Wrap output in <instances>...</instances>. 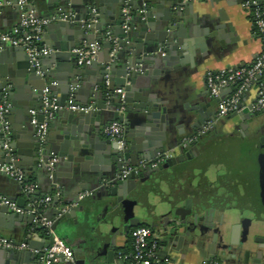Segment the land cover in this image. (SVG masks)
I'll list each match as a JSON object with an SVG mask.
<instances>
[{
  "label": "water",
  "instance_id": "obj_1",
  "mask_svg": "<svg viewBox=\"0 0 264 264\" xmlns=\"http://www.w3.org/2000/svg\"><path fill=\"white\" fill-rule=\"evenodd\" d=\"M195 1L200 0H33L38 8L39 16L42 17H58L66 13H75L72 20L55 19L45 25V29L52 27L62 29L72 21L70 24L75 28L72 35L65 36L63 39L50 38L52 39L50 41L46 35L44 36L45 46L53 50L46 55L48 59L52 60L55 57L62 61L67 60L72 49L80 46L82 41L94 42L93 33L96 30L102 31L107 26L112 37L116 38L119 48L114 59L110 61L111 42L105 41L103 45L107 49V57L101 66H98L96 60L93 59L90 64H73L74 68L63 73H61L63 65L57 64L55 69H50L42 56L40 57L42 74H38L36 68L30 64L24 47L0 42L3 54L13 57L14 61V64L6 67L0 74V102L5 99L10 104V113L20 109L25 124L31 122V109L38 110L33 116L38 121H43V89L47 87L49 89L48 99L57 95L55 104L59 107L52 111L51 117L47 120L54 125L60 122L61 125V137L56 141L52 140L51 128L41 139L35 135V126L32 125L34 134L27 130L24 132L23 139L27 142L22 148L11 141L16 139L18 128L12 125L8 130L0 129V160L24 168L26 174H30L31 166L36 161L49 175L47 161L53 155L57 157L55 167L59 157L65 156L70 151L88 159L100 150L106 155V164L103 167V173L98 174V178L101 179L104 176L115 178L125 163L136 164L138 159L149 161L153 156L165 153V147L161 141L173 138L177 132L181 133L178 124H186L192 131H196L206 121L213 119L216 112L205 110L206 104L203 102L197 101L183 110L169 108L167 104L170 100L167 92L163 90L165 85L162 84L161 72L172 66V60L169 54L161 53L168 52V48L175 47L173 39L185 27V24L191 33L195 35L200 33L194 21L188 23L183 21L185 16L192 14ZM12 2L16 4L17 0ZM125 6H129L132 11L131 18L127 22L128 29L122 27L124 22L122 9ZM142 9L144 11L141 12ZM192 18L194 20V17ZM136 22L139 23L137 26ZM173 24H175V32L169 29ZM160 54L162 56H159ZM86 74L94 76L91 82H85ZM106 79L108 80L107 86L105 85ZM21 84H23L22 91L19 89ZM119 87L124 88L122 95L114 92ZM231 87L234 89L233 86ZM84 90L91 95L89 100H95L93 107L96 109L84 112L72 111L64 107L71 94L73 99L75 93ZM15 92L20 93L18 98ZM215 99L218 103L220 98ZM73 102L77 103L75 100ZM133 102H139V104L133 105ZM102 113L107 115L104 119L106 122L111 120L122 122L125 132L130 136L133 135V130L149 126L155 133L154 141L149 144L150 147L135 146L133 142L128 145L126 141L125 147L120 148L115 141L108 138L101 139L99 123ZM253 115L254 113L249 111L233 112L224 118L235 121V126L240 131L244 129L247 132L248 119H252ZM219 121L221 118L211 129L215 134L222 131V128L217 127ZM89 124L96 126L91 128ZM91 135L93 138L90 137ZM262 141L264 142V138ZM198 145L196 142L189 149L181 150L179 154L173 153L159 162L155 168L146 169L125 179L112 180L109 186L107 185L101 192L93 195L90 204L78 203V197L65 199L52 209V213L43 216L52 220L54 212L58 216L52 224V229L55 230L58 224L70 229L87 225L95 211L100 209L104 213L112 212L114 220L122 216L123 221L126 222L123 225V231L138 226L141 223L139 218L133 217L134 207L140 196L138 190L140 185H137V181L143 180L151 173L183 164L187 160L200 156ZM127 159L130 161H126ZM259 167L264 182V160L262 164L259 163ZM51 176L54 181L55 175ZM27 195L32 202L40 198L39 191ZM12 199L16 200L18 206L28 210L25 207L24 198L12 197ZM57 199V195L54 196L49 206H55ZM71 200L75 204L69 206ZM3 213H13L14 217L21 215V213L11 211L7 205H0V216ZM158 213H162V222L158 223L159 226H156V223L154 225L158 230H162L159 233L162 249L173 247L179 242L197 246L209 242L211 251L214 249L218 253L238 256L241 264H248L249 261L252 264H258L260 261L261 251H256L253 255L249 249V234H245L240 241H235L234 238L228 242L224 241L223 233L218 231L215 224L213 208H205L203 203L195 204L190 197L185 199L182 205L172 200L159 205ZM26 217L32 221L34 214L31 212L27 215L26 213ZM113 219L112 222H114ZM235 228L237 229L238 225ZM99 236V245L95 242H85L83 246H76L72 249L76 260L66 261L61 254L58 255L59 260L68 264H103L102 253L103 249H106L104 251L106 262H111L114 253L110 248L111 240H107L106 231H101ZM49 238L48 235L46 239L49 240ZM24 242L30 244V239ZM49 244L50 242L43 243L39 251L33 254L28 249L19 250L0 246V264H26L31 255L36 260V264H40L44 254L43 249ZM107 248L110 249L107 250ZM6 253L7 258L3 260V255L5 256ZM51 264H58V262L53 261Z\"/></svg>",
  "mask_w": 264,
  "mask_h": 264
},
{
  "label": "crops",
  "instance_id": "obj_2",
  "mask_svg": "<svg viewBox=\"0 0 264 264\" xmlns=\"http://www.w3.org/2000/svg\"><path fill=\"white\" fill-rule=\"evenodd\" d=\"M12 1L0 0V32L10 31L19 22L20 9ZM246 1H195L192 14L185 16L183 21L184 23L194 21V25L200 30V33L198 35L191 33V30L185 24V27L173 39L175 47L168 48V52H162L166 55L169 54L168 56L172 60V66L161 72L163 77L162 84L165 85L163 90L167 92V97L170 100V103L167 104L169 108L183 110L186 106H190L198 101L206 104L205 110L215 113L217 101L216 97L210 95L207 89L205 72L208 69L219 70L247 65L263 51L264 42L262 36H260L256 29L251 7L245 5ZM258 2L264 13V0H258ZM26 8H32L37 14L39 13L33 0H29ZM71 14L74 17L75 13ZM192 17H194V20ZM71 22L62 29L57 27L45 29L46 27H44L40 45L45 46L43 42L46 40L45 35L48 37L47 39L53 38L54 40L72 35L75 28L70 24ZM135 24L137 26L139 23L136 22ZM169 29L175 32V24L170 26ZM108 30L107 26L102 31L96 30L93 33L95 35L94 42L100 44V49L95 57L98 66H101L107 57V49L103 43L109 41L106 35V31ZM84 42L82 41L81 44ZM70 53L67 60L62 61L55 59V57L51 60L48 59V56H44L43 60L50 69H55L57 64H61L63 65L61 73L69 72V69L74 68L73 64H77L73 49ZM161 54L159 56H162ZM12 64H14L13 57L3 54V48L0 43V74L2 70L10 67ZM93 77L91 74H86L85 82H91ZM22 88L23 84L20 85L19 89L22 91ZM232 91L233 88L227 86L221 89L218 97L220 99L224 98ZM19 94L18 92L17 98ZM74 95L73 100L79 104L95 105L96 103L95 100H89L91 95L87 94L85 90ZM255 95L256 90L252 86L242 96V103L250 104L255 99ZM53 97L56 100L58 96L55 95ZM69 97H72V94ZM138 104L139 102H133V105ZM101 115L99 137L106 139L107 137L104 135L103 129L110 121L106 122L104 120L107 116L105 113ZM6 120L9 127L14 125L18 128L16 139H12L11 141L15 142L17 146L19 145V148H22L23 144L27 142V140L23 139L24 132L27 130L32 132L31 134H34L33 124L31 122L25 124L20 109H16L14 113L8 112ZM234 122L222 117L221 121L217 123V127L222 128L223 131H232V137H238L241 133ZM263 122L264 112L254 113L252 119H248V133L245 132L246 134L244 135H250V139L255 140V136H253L255 134L252 133L255 130L259 132L261 123ZM178 125L181 128V133L177 132L173 138L161 141L165 147V152L171 151L172 153L179 154L181 150L177 149L176 146L181 137L194 132L186 124ZM95 126V124H89L91 128ZM49 128H51L52 140L56 141L61 137L60 122H57V125L48 122ZM128 134L125 132L128 145L133 142L135 146L150 147L149 144L155 139V133H153V130L149 126L133 130V135L131 136ZM256 134L261 135V133ZM90 137L93 138L92 135ZM224 139L225 135L221 132L215 134L213 131H210L208 135L198 142L200 156L187 160L183 164L151 173L144 177L143 180L137 181V185H140L138 188L140 196L138 197V203L134 207L133 217L139 218L141 222L139 225H145L153 231L154 237L158 242L159 258L166 260L167 264H205L208 259L213 257L218 258L221 264H241V259L239 260L238 256H231V254L222 252L218 253L214 249L211 251L209 242L202 246L179 242L173 247H168V249L163 248L165 250L163 251L160 245L161 237L159 234L162 230L156 228V226H159L158 223L162 222V213H158V206L172 200L178 202V205H182L184 202L183 198H172L180 189V193L184 190L192 195L201 196L200 203H203L205 208H213L215 224L218 231L223 233L225 242L230 241L231 238H234L235 241H240L245 234H249V249L253 255L256 251H261V258L258 264H264V220L260 224L255 219V215H260V213L261 217L264 218V206H260L264 182H261L259 161L256 157H247L244 152L243 155L236 159L218 157L221 152L224 153L227 149L226 143H223ZM157 156L155 155L151 159ZM23 157H26V155H23ZM105 158L106 155L100 150L96 152V155L88 159L82 158L79 154L70 151L65 156L59 157L57 165L53 167L51 172L49 171V175L46 171L42 170L36 161L31 166L30 174H26V170L21 168L26 176L32 175L34 177L33 182L37 185L35 191L40 192V198L47 195L51 196V200L43 206L41 212H38L42 215H48L52 213V209L57 207L61 201L70 198L74 199L83 192H88V194L79 199L78 203L90 204L93 195L96 192H101L107 185L109 186L111 181L116 179L117 176L116 174L115 178H110L109 176H104L101 179L98 178V174L103 173V167L106 164ZM141 160L146 159H138L136 162L139 163ZM126 161H130V159ZM51 173L55 175L54 181L51 179ZM25 179L27 181V178ZM0 195L7 197L16 205V200L12 199V197H22L25 199V207L29 209L27 211L21 207L24 211L20 212L21 215L18 217H14L13 213H3L0 216V235L10 240L14 245L12 248L19 250L28 249L32 254L37 253L43 243L50 242V238L49 240L46 239L48 236L47 232L43 233L39 230L43 226H35L40 228L31 231L34 221H30L26 217V213L27 215L31 213L30 211L37 200L32 202L29 196L23 192L19 182L1 173ZM56 195L58 197L57 204L50 207L49 203ZM74 204L75 202L71 200L69 206ZM239 212L247 213L246 217L240 219ZM57 216L53 212V222ZM112 219V212L107 211L104 213L102 210L97 209L87 225L68 229L58 224L54 232L74 249L76 246H83L85 242L100 243L99 233L106 231L107 240H111L110 248L114 253L111 257V262H106V252H104L106 249H103V264H125L119 257V252L131 250V231L136 226L123 231V225L126 222L123 221L122 216H119L115 220L113 219L114 222H112ZM155 223L157 224L156 226L154 225ZM236 225H238L237 229L235 228ZM26 239H30V244L24 242ZM22 244L24 246L20 247ZM110 248H107V250ZM6 258L7 253L5 256L3 255V260ZM55 261L58 264H68L65 261H60L59 257ZM26 264H36L33 255H31L30 260ZM248 264H252L251 261Z\"/></svg>",
  "mask_w": 264,
  "mask_h": 264
},
{
  "label": "built area",
  "instance_id": "obj_3",
  "mask_svg": "<svg viewBox=\"0 0 264 264\" xmlns=\"http://www.w3.org/2000/svg\"><path fill=\"white\" fill-rule=\"evenodd\" d=\"M16 4L20 9V18L17 25H15L10 31L0 32V42H8L12 45L24 47L29 62L36 68V73L42 74L40 70L41 63L40 57L46 56L51 53V49L46 46H41V36L45 25L55 19H71L72 14L66 13L52 17L39 16L34 9L26 8L29 4V0H17ZM246 6L251 7L254 23L260 36H262L264 42V13L259 5L258 0H247ZM144 9L141 10V12ZM124 22L122 27L128 29L127 22L131 18L132 11L129 6H125L122 9ZM107 39L111 42V48L109 50L110 61L114 59L116 51L119 48L116 38H113L109 30L106 31ZM100 44L97 42L82 43L80 46L73 49L76 56V61L79 65L90 64L95 59ZM163 54V53H162ZM205 83L210 95L214 97L219 96L221 89L227 86H233V91L224 98L219 99L216 108V116L213 119L206 121L201 128L192 132L191 134L181 137L176 148L180 150H186L191 145L197 142L201 137L211 131L219 118H222L233 112L249 111L251 113H260L264 111V49L263 51L249 64L240 67H228L219 70L208 69L205 72ZM105 85H108V80H105ZM255 87L256 95L255 99L250 103H242V96L252 87ZM118 94H123L124 88L119 87L114 90ZM49 89L45 87L43 89V107L44 120L38 121L33 115L36 114L35 109H31L32 115L31 123L35 126V135L43 139L48 130V121L52 115V111L58 109V105L55 104V98L48 99ZM68 110L72 111H84L88 112L95 108L91 104H79L73 102L72 97H69L68 103L64 106ZM10 104L4 99L0 102V129L8 130L9 125L6 120V114L9 112ZM104 135L115 141L120 148H124L126 145L124 125L119 120H111L103 129ZM173 153L165 152L159 154L156 158L149 161L141 160L137 164H125L121 171L117 174L116 178L125 179L130 175H137L146 169L155 168L159 162L165 158L171 156ZM57 161L56 156H52L47 161V168L51 172ZM0 172H4L9 177L15 179L22 186V190L26 194H32L36 190V183L26 181V175L24 171L15 166L12 163H6L0 160ZM88 192L80 193L78 199H81ZM51 200V196L47 195L33 205L30 212L34 214V225L43 226L46 229L47 234L50 237V244L43 249V256L41 257L40 264H51L58 255H62L66 261H73L72 248L52 229L53 220L47 219L41 213L38 212V206H45ZM0 205H7L12 211L23 212L24 210L17 206L13 201L7 197L0 195ZM29 210V209H28ZM27 210V211H28ZM0 246L14 247L10 240L0 235ZM24 245H20L23 247ZM119 257L125 262V264H167L166 260H161L158 255V242L154 237L153 231L145 226L138 225L131 231V250L119 252ZM205 264H221L220 260L216 257L208 259Z\"/></svg>",
  "mask_w": 264,
  "mask_h": 264
},
{
  "label": "flooded vegetation",
  "instance_id": "obj_4",
  "mask_svg": "<svg viewBox=\"0 0 264 264\" xmlns=\"http://www.w3.org/2000/svg\"><path fill=\"white\" fill-rule=\"evenodd\" d=\"M245 132H246L245 130H242V131H240L241 135H239L238 137H232V135H233L232 131L229 132V131H225V130L223 131L222 130L221 133L223 135H225V139H224L223 143H226L227 147L228 146H234L235 148L241 149L247 155V157L252 156L253 158L254 157H256V159L258 158L259 163L261 162V164H262V161L264 160V142L262 141V138H264V124L261 125V129L259 132L255 130L252 133V134H255V135H253V136H255V140H251L250 135L245 136L244 135V134H246ZM256 133H261V135H257ZM260 138H261V140H260ZM261 182H262V177H261ZM180 190H178L175 193V195L172 196V198L176 199V197H178V198L180 197V198H183V200H185L188 197H190L193 200V203H195V204L200 203L201 198H202L201 196L192 195L190 193H187L184 190L180 193ZM260 206L261 207L264 206V191H263V193L261 191ZM246 214L247 213H244V212L238 213L240 219H244L246 217ZM255 217L254 218L260 224L264 220V218L261 217V213H260V215H255Z\"/></svg>",
  "mask_w": 264,
  "mask_h": 264
},
{
  "label": "rangeland",
  "instance_id": "obj_5",
  "mask_svg": "<svg viewBox=\"0 0 264 264\" xmlns=\"http://www.w3.org/2000/svg\"><path fill=\"white\" fill-rule=\"evenodd\" d=\"M226 149V148H225ZM243 155V151L234 146H228L224 153L221 152L218 157L238 158Z\"/></svg>",
  "mask_w": 264,
  "mask_h": 264
},
{
  "label": "trees",
  "instance_id": "obj_6",
  "mask_svg": "<svg viewBox=\"0 0 264 264\" xmlns=\"http://www.w3.org/2000/svg\"><path fill=\"white\" fill-rule=\"evenodd\" d=\"M209 133H210V132H209ZM209 133H208V134H209ZM208 134H207V135H208ZM205 136H206V135H204V136L201 137L199 140H197V143H198L199 141H201V139H203ZM26 178H27V181H28V182L34 181V177H33L32 175H30V176H26ZM42 209H43V206H38V207H37V210H38L39 212H41ZM39 228H40V227H38V228L35 227L34 229H35V230H38ZM39 230L42 231L43 233H46V229H45L44 227L40 228Z\"/></svg>",
  "mask_w": 264,
  "mask_h": 264
}]
</instances>
